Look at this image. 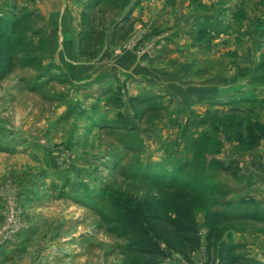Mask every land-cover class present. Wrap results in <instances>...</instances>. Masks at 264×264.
I'll list each match as a JSON object with an SVG mask.
<instances>
[{
  "label": "rangeland",
  "instance_id": "rangeland-1",
  "mask_svg": "<svg viewBox=\"0 0 264 264\" xmlns=\"http://www.w3.org/2000/svg\"><path fill=\"white\" fill-rule=\"evenodd\" d=\"M19 1L0 0L9 264H148L153 250L208 264L213 209L240 214L224 239L264 264V0H61L76 40L65 52L50 23L62 19ZM126 52L148 65L176 55V103L115 85ZM178 200H192L203 238L191 261L170 244Z\"/></svg>",
  "mask_w": 264,
  "mask_h": 264
},
{
  "label": "crops",
  "instance_id": "crops-1",
  "mask_svg": "<svg viewBox=\"0 0 264 264\" xmlns=\"http://www.w3.org/2000/svg\"><path fill=\"white\" fill-rule=\"evenodd\" d=\"M28 1L31 0H21L19 2L23 4V3H27ZM42 3L44 6V11L42 12L44 16H46L47 18L49 17L50 19L51 18L62 19L60 24H57L55 21L50 22L52 32L57 34L58 29H61V32H63V36L61 37L62 39L61 49H63L64 52L66 50L69 51L71 49H74L76 40L72 35V29L68 24V18H66V16L68 17V15L67 14L65 15V13L68 11H66L67 9L62 11L63 2L61 0H42ZM56 6L58 8H56ZM29 7L32 8L33 10H37L36 3L29 4ZM168 8L169 7L167 6V4H164V6H162V9L160 10L159 13L163 14V18L172 19L173 14H175L176 17V8H174L172 11L169 10ZM58 10L61 13H59ZM160 26H162V24L157 25L156 27L159 28ZM174 31L176 32V30ZM172 41H176V34L174 37H172ZM170 44L171 43L168 44L169 48L172 47V45ZM174 46L176 50V42H174ZM56 47L58 48V50H60L59 46H55V48ZM60 52L64 54L62 50ZM188 52L189 55L193 53L192 51H188ZM63 56L66 59L65 55ZM170 59L168 60V62L162 60L159 61V64L148 65L147 63L141 62V60H139L137 56H135V54L131 52H126L124 55L117 58L113 62L114 64L113 63L110 64L109 69L110 72L113 74L111 79L112 81H115L114 82L115 85L121 86L124 91H128L127 93L129 95L137 94L139 96H143L150 93L153 94L156 93L157 95L168 94L170 96L169 98L171 99V103L174 104L176 103V55L170 57ZM64 62L65 64L68 63L67 60H64ZM172 66L174 67L172 68ZM100 69L104 70V67ZM103 81L104 79L100 80L99 82H103ZM110 84L113 83L111 82ZM256 176H257L256 178L259 179L258 174H256ZM257 195L258 197H261V199L263 198L264 200V193L261 195L259 194ZM9 250L3 249L0 251V262L2 264H9L10 261H12L11 253H9Z\"/></svg>",
  "mask_w": 264,
  "mask_h": 264
},
{
  "label": "trees",
  "instance_id": "trees-1",
  "mask_svg": "<svg viewBox=\"0 0 264 264\" xmlns=\"http://www.w3.org/2000/svg\"><path fill=\"white\" fill-rule=\"evenodd\" d=\"M175 217L169 221L171 229L170 244L184 258L191 261L194 254L203 247V238L199 234L197 222L193 213L192 200L174 203ZM241 217L239 213L232 214L213 209L205 216L207 233L205 236L208 264H257L250 259L236 255L238 246L224 239V226H232L233 221ZM148 264H165L171 253L161 250L150 251Z\"/></svg>",
  "mask_w": 264,
  "mask_h": 264
}]
</instances>
